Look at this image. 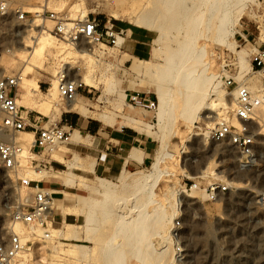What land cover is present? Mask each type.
Instances as JSON below:
<instances>
[{"label": "rangeland", "instance_id": "obj_1", "mask_svg": "<svg viewBox=\"0 0 264 264\" xmlns=\"http://www.w3.org/2000/svg\"><path fill=\"white\" fill-rule=\"evenodd\" d=\"M12 1L14 4H22L25 12H28V7L44 5V0ZM113 1L66 0L65 8L56 12L66 16L65 18L70 21H78L77 16L80 10L74 9L73 6L83 2L86 6V16H96L103 26L121 32L123 35V41H119L120 46L116 48L91 45L85 41L79 42L75 46L76 50L90 47L92 54L84 57L74 56L66 65L67 69L87 84L85 90L78 95L79 106L73 111L81 113L83 118L92 117L111 127L114 125L119 128L132 127L146 132L149 124L154 126L157 123L156 110L129 108L125 95L131 93L148 95L157 105L156 96L148 92V78L146 77L154 71L157 76H160L163 89L168 90L173 86H168L167 80L182 71L184 65L197 64L198 59L204 55L209 63V71L218 76L217 93L223 94L225 99L231 98L230 90L225 91L223 87V81L224 78L231 77L241 83L237 79L240 71L236 53L242 50L247 52L245 61L250 65L254 49L264 46V0L245 3L241 18L234 29L232 28L233 34L227 39L228 44L231 45L229 48L202 38L196 43H189L187 32L190 28L191 10L198 0H166V2L163 0H115V4ZM167 5L170 6L168 11L166 10ZM48 9L53 11L49 7ZM71 15H73L72 18ZM28 18L33 21L39 20L38 30L44 25H51V31L53 30L54 23L52 22L31 18V16ZM33 21L18 22L12 15L7 18L0 17V76L22 72L24 63L15 58L14 52L18 47H23L21 35L23 38L30 33H38V30L32 26ZM146 21L150 25L149 28L145 26ZM155 40L158 42L156 43ZM203 46L205 54H202ZM167 60L172 66L166 64ZM45 65L50 68L54 66V60L50 54L45 60ZM197 68H199L198 65L195 70ZM251 77L261 84L256 73ZM36 78L41 90L46 92L52 79L50 74L41 70L36 73ZM210 98L215 99L214 96ZM19 104L23 112H29L30 115L38 113L26 110L21 101ZM55 108L57 110L55 115H40L45 121L49 120L45 127L55 125L56 116L60 112H67L66 105L60 101L59 96L55 102ZM73 111L69 113H74ZM221 111L222 116L225 117L228 110L221 109ZM208 115L213 114H209V111L205 112L192 125L176 118L171 122L172 126L167 125L168 128L171 127L170 130L166 127L167 132L166 130L163 132L165 138L168 134L171 136L167 137L169 144L164 138L165 152L167 151L166 153L171 156L166 157L161 164L164 166L163 170L168 172L162 176L165 180L161 178L159 182L156 197L163 199L165 196L164 199H166L175 191H185L183 196H177L179 198L176 194L174 198L171 196L177 200L169 199L168 202L172 203L167 202L165 209L167 214L174 212L173 224L170 225L169 252L160 257L152 253L144 264H264V202L260 200L261 195L264 194V134L259 129L256 130L260 132L258 141L263 144L258 168L242 171L236 163L235 151L211 142L209 138L211 120L203 118ZM128 116H141L146 123L132 124ZM149 130V133H146L153 141L154 160L161 140L158 134L154 133L153 128ZM22 133L16 136L21 137ZM71 141L72 134L68 143L57 147L58 150L64 151L62 157L57 152L44 153L39 157L31 156V153L27 154L26 167L28 169L25 167L20 176L26 172L31 174V167H34L31 165V160L45 161L54 168V172L58 175L63 173L69 164H75L76 170L69 186L76 187L77 194H70L68 197L64 194L69 204L63 205L55 201L57 207L54 208V217L51 221V235L60 232L64 238L54 235L55 238L52 241L48 240L44 244L49 249H56L63 253L68 262H48L47 264H104L106 239L114 235L115 227L117 228L119 222L123 220V214L125 218H129L125 209L130 211L139 205L138 198L129 202L133 181L146 173L151 164L136 171H123L115 177H109L106 174L100 176L94 166L91 150L87 148L94 145L95 139L82 135L79 144H72ZM181 143L184 144L182 147ZM69 144L79 146L72 150ZM26 148L29 152L30 146L26 145ZM205 167L212 168L220 178L216 176L202 178L199 180L202 188L215 179L225 180L231 187L230 193L217 202L207 201L201 191L185 188V183L190 176L196 177L195 175H198ZM20 176L0 167V229H4L3 234L7 232L5 228L11 224V213L16 205L20 204L19 200H25L27 195L30 197L34 192L33 189L21 187L18 182V178H22ZM99 182L106 184L112 190L105 209L95 207L89 211V208L82 206L77 213H69L65 216L66 211L63 208L70 206L79 209V204L90 191L100 190ZM178 186H181L179 187L181 191ZM33 187L32 183L30 188ZM93 197L98 200L102 199L98 192ZM64 217L65 222L72 224L70 228L62 225ZM178 219L182 223L181 230H177V237H173L172 229L175 228V222ZM133 222L132 220L130 223ZM3 234L0 235V239L9 233ZM85 237H91L93 241L89 243L84 240ZM124 237L125 235L118 237L114 244L124 243ZM70 244L82 245L84 248H70ZM176 245L182 248V253L177 254ZM123 250L124 264H142L137 262L138 260L134 258L125 244ZM40 253V250L35 251V255Z\"/></svg>", "mask_w": 264, "mask_h": 264}, {"label": "bare ground", "instance_id": "obj_2", "mask_svg": "<svg viewBox=\"0 0 264 264\" xmlns=\"http://www.w3.org/2000/svg\"><path fill=\"white\" fill-rule=\"evenodd\" d=\"M163 1L166 2V0ZM248 1L251 2L253 0H198V2L192 7L191 10L192 15L189 22L190 28L187 32L189 43H196L198 39L202 38L208 42H212L219 46L229 48L231 45L228 44L227 39L230 35L233 34L232 28L234 29L235 25L241 18L242 11L246 5L245 3ZM114 2L116 1L114 0L113 3ZM66 5V0H44V6H47V8H51L54 12L63 10ZM73 7H75L74 9L78 8L80 10V13L77 16V20L84 19L86 16L85 4L83 2H80L78 5H74ZM39 9L40 7L37 6L28 7V13H31L30 11L36 12ZM166 10H170L169 5H167ZM70 17L72 18L73 15H71ZM67 20L70 21V19ZM38 21L35 20L32 24L33 28H35L36 30H38ZM145 26L147 28L150 27L147 21L145 22ZM51 32V25H44L42 29L38 30V33H30L29 35L27 34L28 36L23 38L21 35L20 39L23 40V47H18L15 52L13 51L16 56L15 58L24 63L22 68L23 79L17 91V103L18 105H20L19 102L21 101L26 110L37 111L38 113L44 115H55V112L57 111L55 108V102L58 97L57 95L59 85L56 79L58 73L61 70H64L68 73L71 80H81L78 75L72 73L69 69H67L66 65L70 63L69 60L74 56L84 57L90 56L92 54V49L90 47L86 49L76 50L73 44L69 42H61V40L56 39ZM18 37H20V35ZM155 42L157 43L158 40H155ZM205 52V47L203 46L202 54H205ZM49 54L54 60V66L51 68L45 65V60L49 56ZM236 55L240 71L237 79H239L243 85L247 86L252 93L260 92L261 84L256 79L251 77V75L256 72L253 71L251 63L249 65L245 61L247 52L242 50L237 52ZM168 62L169 61L167 60L166 64L168 66L171 65ZM197 65L199 68L195 70ZM183 68L184 69L182 71L166 81V84H168V86H173L168 90L163 89V85L161 83L162 80L159 75L157 76L156 73H154V71H152V73L146 77L148 78V92L154 94L157 100V105L155 108V119L157 123H155L154 126H151L149 124L146 127V132H148L149 129L153 128L154 133L158 134L161 142L156 153V157L151 162L150 169L133 181L134 185L133 190L130 193L129 202L133 201L135 198H138L140 200L139 205L134 207L130 211L129 209H125L126 214H129V218H125L123 214V220L119 222L120 224H118L119 226L117 225V228L115 227L114 235L109 239H106V245H104L106 253H104L105 255L103 257L104 264H124V244L129 248V251L134 255V258L138 260L137 262H140L142 264H144V262L149 259V256L152 253L155 254L156 257L167 255V253L169 252L168 245L170 241V225L174 217V212L171 214H167L165 212V209L167 206V202L172 198L171 196H173V198L175 197V194L176 197L179 195L183 196L182 194L185 190L181 191L182 189L179 188L181 186H178L181 192L175 191L177 190L175 189V193H171L172 195H169V198H167L168 196L166 197V199H164L165 196L163 199H158L156 197V190L159 187V182L161 178L163 179L162 176L168 172H166V170H163L164 166H161V164H163V160H166V157L171 156L170 154H167V151V153L165 152L166 143L164 144L165 139L167 140V137L170 135L167 133L168 136L165 138L163 132L164 130H166L165 128L167 127V125H173V123L171 122H173L176 118L182 120L186 124L192 125L200 118V116H203V114L207 111H209V114L211 113L213 115H208L203 118L211 120L209 126L210 129L213 130L215 126L222 120H225L233 110L234 100L232 97V93L229 94L231 98L229 97L228 99H225L223 94H218L216 91L218 76L217 74H213L209 71V63L206 60V55H204L202 58H199L197 64L192 63L191 66L184 65ZM41 70L48 72L52 78L50 81V86L46 92H43L41 90L39 81L36 78V73ZM154 75H156V77ZM82 83L85 87H87L86 83ZM210 96H214L215 99L211 100ZM127 105L129 108H131L128 103ZM78 106V95L76 96V99L74 101L66 104L68 112H72ZM221 109L228 110L225 114V117L222 116ZM128 120L132 124L137 125L140 122H145L144 118L141 116H128ZM168 127L167 129L170 130L171 127ZM261 127L262 128L260 131L264 134V122ZM141 128L145 129V127ZM141 128H139V130H141ZM6 139L18 144L22 149V153L17 159V174L20 176V173L24 172L23 169L27 166L26 156L27 154L31 153L30 148L33 143V134L23 132L21 137L15 135L12 137H6ZM81 139V134L78 133L77 130H73L71 141L72 144H79ZM26 145L30 146L29 152L27 151ZM182 145L184 144L181 143L180 146L182 147ZM52 152L56 153L58 152V149L55 148L49 153ZM32 155L35 156L33 153H31V156ZM171 160L173 159L171 158ZM31 168V174L30 172H26L23 176L38 181H43L49 176H60L63 179L65 186L70 185L76 170L75 164L73 165L72 163L69 164L60 175L55 172H51L53 170L48 168L42 169L39 172L35 170V167ZM25 169L28 168L26 167ZM23 176L21 175L20 177ZM191 176L190 179L198 180H202V178H207L208 176H216L218 179L220 178L210 167H205V169L203 168V170H201L198 175H195L196 177ZM222 182L227 183L225 180ZM98 185L100 190L94 192L90 191L88 196L85 197L79 204V209L70 206L64 207L63 209L66 211L65 216L69 213H77L82 209V206L89 208V211L91 209H94L95 207H102L103 209H105V205L111 196L112 190L102 182H99ZM26 189H33L34 191V188ZM96 192L100 194L102 199L98 200L93 197ZM185 195L184 197H186ZM26 197L27 198L25 200L21 199L19 200V202L23 204L30 203V197L28 195ZM169 203L172 202H168V204ZM56 207L57 206L55 202L54 208ZM131 219L134 221L133 223H130L132 221ZM62 225L70 228L72 224L65 222L64 217ZM5 229H7V232L5 234H3L4 229H0V235H6L8 233L15 232L21 237L23 241L31 240L33 243L32 248L23 254L20 260V264H47L48 262H68V259L65 258L63 253L58 252L56 249H49L44 245L46 241L42 240L40 230L32 232L19 224H10ZM174 231L175 229H172V232ZM54 235H59L60 237L64 238V236L61 235L60 232L53 233V235H51L49 239L50 241L55 238ZM124 235V243L114 244V241L118 239V237H122ZM84 240L91 243L93 241V238L85 237ZM95 242H93V244ZM96 244L94 245L96 246ZM69 246H71L70 248L74 249L84 248V246L76 244H70ZM103 249L102 251H104ZM37 250H40L41 253L35 255V251Z\"/></svg>", "mask_w": 264, "mask_h": 264}, {"label": "built area", "instance_id": "obj_3", "mask_svg": "<svg viewBox=\"0 0 264 264\" xmlns=\"http://www.w3.org/2000/svg\"><path fill=\"white\" fill-rule=\"evenodd\" d=\"M10 15L18 22H30L31 18H40L54 23L52 34L56 39L69 42L77 46L85 41L96 46L119 47V41H123L121 32L103 26L95 16L87 15L78 21H68L64 15L49 11L47 6L41 5L36 12L23 11L22 4H14L12 0L0 1V17L7 18ZM251 67L256 72L261 90L252 93L247 86L236 82L233 78H224L225 91L230 90L234 100L233 110L225 120L219 122L210 131L211 142L218 146L230 148L237 154L236 163L242 170L258 168L261 159L263 144L258 141L259 131L264 122V46L254 49L251 54ZM23 79L21 71L11 75L0 76V167L15 175L17 174V159L22 153L21 147L6 139L22 132L33 134V143L30 152L36 151L42 156L49 153L59 145L68 143L70 132L57 125L42 126L39 121L29 118V112H23L17 103V91ZM58 96L65 105L76 99L77 95L85 90L81 80H71L68 73L61 70L57 75ZM125 101L131 107H137L146 111H154L156 102L148 95L140 93L125 95ZM31 165L39 172L49 165L45 161L31 160ZM21 187L30 188L34 185V192L30 196V203L16 205L11 213V224H19L29 231H41L42 240L47 241L51 237V221L54 217L55 198L52 191L40 187L41 181L26 177L18 178ZM198 179H189L185 188L193 191H202L207 201L217 202L231 191L230 185L221 180H214L205 187H201ZM264 202V194L261 195ZM181 221L175 222L173 237H177V231L181 230ZM31 240L23 241L15 232L9 233L0 239V264H20L23 254L31 249ZM177 254L183 250L176 245Z\"/></svg>", "mask_w": 264, "mask_h": 264}, {"label": "crops", "instance_id": "obj_4", "mask_svg": "<svg viewBox=\"0 0 264 264\" xmlns=\"http://www.w3.org/2000/svg\"><path fill=\"white\" fill-rule=\"evenodd\" d=\"M93 112V111H89ZM42 114H29L31 120L39 121L42 126H46L49 120H44ZM55 125L64 128L72 134L73 130L79 131L82 135L95 139L94 145L90 148L91 157L94 159V166L99 171L100 176H118L123 171H136L151 164L154 155V145L149 134L132 127H113L103 124L98 119L92 117L83 118L81 113L74 111L60 112L54 119ZM31 133V132H28ZM141 133V134H140ZM32 134V133H31ZM70 149L75 150L79 145H70ZM135 149V150H134ZM132 151V152H131ZM137 153H136V152ZM139 152V153H138ZM141 152V153H140ZM58 155L62 157L64 151L58 150ZM35 156H39L36 151ZM132 154V155H131ZM140 154V155H139ZM134 159V160H133ZM46 168L54 169L51 165ZM54 172V170H53ZM62 178L49 176L41 181L40 187L54 192V198L63 205L67 203L66 197L70 194H77L78 189L72 186H65ZM34 185H36L34 183ZM64 194H67L65 197Z\"/></svg>", "mask_w": 264, "mask_h": 264}]
</instances>
